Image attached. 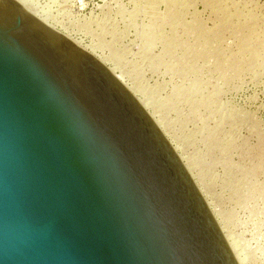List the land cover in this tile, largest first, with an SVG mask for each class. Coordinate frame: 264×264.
Returning a JSON list of instances; mask_svg holds the SVG:
<instances>
[{
  "label": "water",
  "instance_id": "95a60500",
  "mask_svg": "<svg viewBox=\"0 0 264 264\" xmlns=\"http://www.w3.org/2000/svg\"><path fill=\"white\" fill-rule=\"evenodd\" d=\"M0 264H239L111 71L0 0Z\"/></svg>",
  "mask_w": 264,
  "mask_h": 264
},
{
  "label": "rangeland",
  "instance_id": "374dc122",
  "mask_svg": "<svg viewBox=\"0 0 264 264\" xmlns=\"http://www.w3.org/2000/svg\"><path fill=\"white\" fill-rule=\"evenodd\" d=\"M24 1L150 98L221 228L264 264V0Z\"/></svg>",
  "mask_w": 264,
  "mask_h": 264
},
{
  "label": "bare ground",
  "instance_id": "6f19581e",
  "mask_svg": "<svg viewBox=\"0 0 264 264\" xmlns=\"http://www.w3.org/2000/svg\"><path fill=\"white\" fill-rule=\"evenodd\" d=\"M17 3L20 4V6L23 8V10L25 12H27L28 14L38 18L39 20H41L42 22L46 23L51 29L57 31L55 29V27L52 25L51 21L49 20L48 17L41 15L38 13V11H36L32 6H30V4L27 3V1L24 0H15ZM58 32V31H57ZM60 33V32H59ZM62 34V33H61ZM63 36L67 37L69 40H71L68 36L62 34ZM72 41V40H71ZM73 42V41H72ZM74 43V42H73ZM75 44V43H74ZM77 46V44H75ZM79 47V46H78ZM80 48V47H79ZM82 49V48H81ZM83 51L91 54L93 57H95L97 60H99L101 63H103V65H105L107 67V63L105 59L102 58H97V56L94 54V52L91 51H87L85 49H82ZM111 73L113 75H115L117 77V79H119V81L131 92V94H133V96H135V98L139 101V103L143 106V108L147 111V113L150 115V117L153 119V121L156 123V125L160 128V130L163 132V134L167 137V139H169L168 137V130L166 125L164 124L162 118L156 113V111L153 110V103H151V100L149 101V99H147L143 93L138 89V86L136 87L134 84H127L123 78V75L118 74V67H114V68H109L107 67ZM169 142L171 143V145L174 147L175 151L177 152V154L180 156L181 160L183 161V163L185 164V166L187 167L190 175L192 176L193 180L195 181V175L193 172V168L192 165L190 163V161L188 159H186L183 155H181L179 153V147L176 146L173 141L169 140ZM196 183V182H195ZM199 188V187H198ZM200 190V189H199ZM201 191V190H200ZM204 197V196H203ZM205 198V197H204ZM209 207L211 206V204H208ZM211 209V208H210ZM213 213V212H212ZM216 216V215H214ZM217 217V216H216ZM217 220V219H216ZM219 221V220H218ZM217 221V222H218ZM220 223V222H219ZM221 225V224H220ZM221 227V226H220ZM226 239L227 242L229 243V246L231 247L237 261L239 264H246V258L243 256L241 250L238 247V244L236 243V241L234 240L235 238H233L230 234L226 233V229L224 227L221 228Z\"/></svg>",
  "mask_w": 264,
  "mask_h": 264
}]
</instances>
